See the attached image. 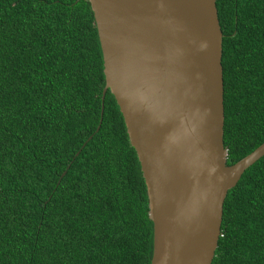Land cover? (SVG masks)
<instances>
[{"label":"trees","instance_id":"trees-1","mask_svg":"<svg viewBox=\"0 0 264 264\" xmlns=\"http://www.w3.org/2000/svg\"><path fill=\"white\" fill-rule=\"evenodd\" d=\"M216 6L230 165L264 142V0ZM104 85L88 0H0V264H150L146 185ZM211 264H264V156L226 195Z\"/></svg>","mask_w":264,"mask_h":264},{"label":"water","instance_id":"water-1","mask_svg":"<svg viewBox=\"0 0 264 264\" xmlns=\"http://www.w3.org/2000/svg\"><path fill=\"white\" fill-rule=\"evenodd\" d=\"M88 2L103 58L102 100L107 90L114 96L146 185L150 264H211L226 195L264 156L262 142L226 163L216 0Z\"/></svg>","mask_w":264,"mask_h":264}]
</instances>
